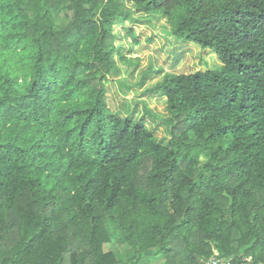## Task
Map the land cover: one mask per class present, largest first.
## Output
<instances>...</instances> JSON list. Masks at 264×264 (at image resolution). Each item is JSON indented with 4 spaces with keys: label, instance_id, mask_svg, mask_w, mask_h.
Listing matches in <instances>:
<instances>
[{
    "label": "trees",
    "instance_id": "trees-1",
    "mask_svg": "<svg viewBox=\"0 0 264 264\" xmlns=\"http://www.w3.org/2000/svg\"><path fill=\"white\" fill-rule=\"evenodd\" d=\"M130 1L222 64L155 84L166 144L105 100L123 3L0 0V264H264V0Z\"/></svg>",
    "mask_w": 264,
    "mask_h": 264
},
{
    "label": "rangeland",
    "instance_id": "rangeland-1",
    "mask_svg": "<svg viewBox=\"0 0 264 264\" xmlns=\"http://www.w3.org/2000/svg\"><path fill=\"white\" fill-rule=\"evenodd\" d=\"M131 13L129 20L115 25L118 32L115 46L124 58L116 54L121 70L120 79L128 87L124 93L113 78L106 84L105 100L113 113L142 122L163 144L169 140L163 119L170 114L166 98L153 88L166 72L186 74L208 69H221L216 54L194 42L180 40L173 36L172 19L159 13L140 11L130 0H118ZM126 89V88H125ZM111 243L104 250L113 251L119 260L126 261L131 255L116 228L109 226ZM161 264L160 260L152 261Z\"/></svg>",
    "mask_w": 264,
    "mask_h": 264
},
{
    "label": "built area",
    "instance_id": "built-area-1",
    "mask_svg": "<svg viewBox=\"0 0 264 264\" xmlns=\"http://www.w3.org/2000/svg\"><path fill=\"white\" fill-rule=\"evenodd\" d=\"M206 264H263V263H253L250 256H245L240 259L234 260L231 258H219L216 256H211Z\"/></svg>",
    "mask_w": 264,
    "mask_h": 264
}]
</instances>
